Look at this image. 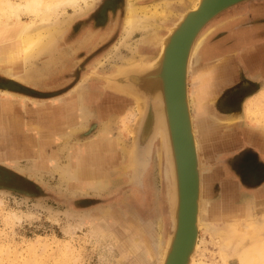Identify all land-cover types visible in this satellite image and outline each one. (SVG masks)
<instances>
[{"label":"rangeland","instance_id":"1","mask_svg":"<svg viewBox=\"0 0 264 264\" xmlns=\"http://www.w3.org/2000/svg\"><path fill=\"white\" fill-rule=\"evenodd\" d=\"M103 1L95 0L81 14L70 9L59 14L65 23L56 43L29 61L19 60L13 76L5 75L4 65L0 66V83L11 80L24 90H9L7 96L0 89V99L13 102L19 125L17 135L6 134L0 142V157L7 150L16 154L13 160L0 158V170L14 171L15 177L7 171L0 174L32 195L0 190V264H158L160 247L171 233L168 213L174 203V183L170 151L164 145L165 131L160 128L162 120L156 112L160 101L146 98L149 111L155 114L154 132L144 144L136 139L135 148L129 150L134 156L130 164L128 148L137 118L135 103L104 89L103 76L130 61L153 60L160 46L154 45L152 36H165L178 14L194 8L197 0H130L135 9L155 5L164 11L155 16H148V12L144 28L135 29L129 36H124L122 29L127 0H119L116 12L107 13L108 21L102 23L94 18ZM256 22L263 25L264 16ZM209 24L199 34V46ZM84 34L91 38L85 44L81 42ZM194 61L195 56L188 86L194 120L202 121L197 133L203 167L201 217L214 228L199 231L194 258L199 254V264H240L242 256L244 264H264V248L260 250L264 247L260 244L264 240V180L255 185L241 180L237 173L242 162L232 158L248 147L264 165V86L244 101L242 113L228 117L222 111L212 113L207 109L209 104L203 103L207 76L194 73ZM92 70L97 75H91ZM83 74L88 77L79 83ZM52 110L71 114L74 119L86 113L84 127L77 128L72 136L66 135L70 130L67 124H57L48 132L45 125ZM103 122L111 141L110 148L103 151L107 163L98 170L96 183L79 180L76 170L80 168L81 151L78 154L77 149L96 137ZM251 133H255V141L249 138ZM17 146L26 155H20ZM246 157V163L255 161L251 154ZM247 221L255 222L256 236L245 235L244 230L235 233L233 225ZM221 230L226 235L218 239L214 231ZM227 238L229 244L222 245Z\"/></svg>","mask_w":264,"mask_h":264},{"label":"bare ground","instance_id":"2","mask_svg":"<svg viewBox=\"0 0 264 264\" xmlns=\"http://www.w3.org/2000/svg\"><path fill=\"white\" fill-rule=\"evenodd\" d=\"M129 1L130 0H127V2H126L127 3L126 4V10H125L126 12H125V16L123 19V26H122L123 28L122 29H123L124 36H129L135 29L144 28L142 24H143L144 18L148 14V12L150 13V15H148V16H151V15L155 16V15H158L159 13L161 14L164 11L163 8H161V9L156 8L155 5L140 6V7H138V9H135L133 6H131V4H129ZM94 2H95V0H20V1L0 0V66L4 65V68L6 69L5 71L2 70L4 72V74L7 76H10V77L13 76L12 71H14L13 69L17 66V62L19 60L29 61V59H31L32 57H36V55H39L44 50H48L51 46H53V44L56 43V41L58 40V36L62 30V27L65 23V21L63 19L58 18L59 14L66 13L68 9L74 11V13L80 11V14H81L86 9L90 8V6H92L94 4ZM195 6H194V8H195ZM149 7H151V8H149ZM194 8H192L191 11H194L193 10ZM101 12H102V10H101ZM185 12H186V10L185 11L183 10L182 12H180L178 14V19L181 18ZM23 18H26V19L23 20ZM172 24H174V23H172ZM86 31L88 32L89 30H86ZM199 34L201 35V31L192 40V42L189 46V49H188V55H187L188 58H187V66H186L187 80H188L190 66H191L193 58L195 56L196 49L199 47V43L201 40V36ZM251 35H253V34H250L249 39L251 38ZM161 38L162 37L159 38L156 35L152 36V42L154 43V45L158 44L159 46H161ZM88 39H91L89 34H84L82 39H81V42H83L85 44L88 42ZM138 50H139V48H138ZM158 54H159V52H158ZM158 54L153 60H155L158 57ZM153 60H151L149 63H151ZM260 64L262 67H264L263 60L260 61ZM145 65H147V63H143L142 61H130L126 64V66H124V69L123 68H116L115 70L112 71V73H109V74L105 73L106 75L103 76L104 77L103 79H104L105 87L112 90V92L114 91V93H116V94H120L123 91L125 93L131 92L132 93L131 95L134 97H140L143 95L145 98H149L150 100L160 101L159 102L160 105L158 108H156V112L160 113V116H161L162 126L160 125V128H162V131H165V139H166L165 142H166V144H164V145H165V148L168 145V148L170 151V153L168 152V156L170 157L171 169H172V173H173L172 177H173V183L174 184H172V197H173L174 203H172V206L169 209V213H168L169 221H170V223H172V228H173L174 223H175V208L177 206V193H176V179H175V173H174L173 156H172L170 139H169V135H168L167 117H166L164 105L161 102L162 97H161V91H160V80H159V77L157 75V69L158 68H156V67L146 68ZM89 73L91 75L96 74V72L94 70H92ZM88 74H83L79 83H83L87 79ZM9 83L11 85H15V83L11 80H9ZM187 83H188V81H187ZM1 93L5 94L7 96L8 95L10 96L9 90L5 89ZM187 105H188V109H189L188 110L189 111L188 119H189V126H190V134L192 137L193 148H194V152H195L196 169H198V173H197L198 174V184H197L198 190H197V197H196V202H195L196 206H195V213H194V226H195V230L197 231V233H199V231H201V233H202V232L207 231V230L211 231L214 228L211 224L204 222L202 220V217H201V212L204 210V206H203V204H201V202L199 200V196L201 198V191L203 189V183H202V176H201V174H199V172L201 173V168H200L201 163L198 160V158H199L198 145L199 144H198L197 133L201 129V122L202 121L201 120H197V121L194 120L193 109H192L193 96L189 92V89L187 90ZM11 107H12L11 104L7 100H4V102L0 103V109L11 111ZM30 107H32V106H30ZM56 109H58V108H56ZM50 113H51L50 114V121L47 123V125H45V126H47V129H49V131H51L52 128H55L57 126V124H67V125H70L69 126L70 130L68 129V132L66 135L72 136V135H74V133H75L74 131L77 128L79 130H81V128L84 127L83 119H84L86 113H84L83 116L81 115L80 118L78 116H76L75 119L73 118V116L71 114H65V113L59 112L57 110H52V111H50ZM134 113H136V112H134ZM154 115H155L154 112H152V110H150L142 120V125L139 128V133L137 135V141L139 140V142L141 144H144L147 141V139L152 136V134L154 132L153 124L155 123V120H156ZM134 118H135V115H134ZM57 119H59V120L57 121ZM76 119L78 120V122H74V120H76ZM163 119H164V122H163ZM11 123L14 126L15 121L10 120V124ZM8 124H9V122H8ZM164 125H165L166 129L163 128ZM104 127H105V124L103 122L102 127L98 130V134L96 135V137L94 139H90L88 141H85L83 144L80 145V147H81V154H80V158H79L80 159L79 160L80 161V168H77V170H76L77 171L76 175L79 178V180H84V179H86V181H89V180L93 181L94 180V183H96L98 178H99L98 177V174H99L98 170L101 169L107 163V161H106L107 158L105 156V153H103V151L110 148L111 141L109 140V137L107 138ZM10 130H11V128H10ZM254 134L255 133H251L249 135V138L254 140V138L256 137ZM59 137H61V136H59ZM162 138H163V136H162ZM79 151L80 150L78 147V149H77L78 154H79ZM19 154L20 155H22V154L26 155V153L22 152V151H20ZM29 154L30 153H28V155ZM129 154H131L130 151H128V155ZM155 154H157V152H155ZM15 157H16V154H14L13 151L7 150L4 153L2 152V157H0V158H2L4 160H13ZM132 157H134V156L132 155ZM199 164H200V166H199ZM66 177H67V175H66ZM213 212L216 213V209ZM217 213H219V212H217ZM210 215L213 216V213ZM216 215L218 216V214H216ZM223 216H226V214ZM256 221H257V219H255V222ZM255 222L247 221V222H242L241 224H239L237 226H235L236 224L233 225V227L236 228L235 233L238 231L241 232V230H244L243 232H245V235L246 234L247 235L248 234H250V235L251 234H254V235L257 234L255 232V228H254ZM256 223L258 226H260L258 222H256ZM260 230H261V228H260ZM228 232H229V230H228ZM259 232L260 231L258 229V233ZM235 233H234V236H235ZM212 234H213V232H212ZM214 234L216 235V237H218V239H223V238H225V235H226L223 230L216 231V232L214 231ZM209 235H211V234H209ZM250 235H249V237H250ZM254 235H251V236H254ZM262 235H263V233H262ZM211 236H210V238H211ZM197 238H198V235H197ZM258 238H260V237L258 236ZM170 239H171V233L166 235V238H165L162 246L160 247L161 254L159 257V262H158L159 264H161V261H162L161 257H162L163 251L167 247V245L169 244ZM246 239H249V238H246ZM262 239H264L263 236H262ZM235 240H232V241H235ZM256 240L260 241V239H256ZM228 241H229L228 238L222 240L221 241L222 245L227 244ZM256 242L258 244V241H256ZM261 242L262 243H260V242L259 243L261 245L263 244V246H264V243H263L264 240L263 241L261 240ZM252 244L253 243H251L250 245L252 246ZM222 245H220V247ZM231 245H233V244H231ZM261 245H259V246H261ZM197 247H198V240H197L196 250H197ZM229 247H231V246H229ZM262 248H264V247H261L260 250ZM219 249H221V248H219ZM252 251L254 252V249ZM257 251H259V250H257ZM190 252L187 256V260L190 257L189 256ZM240 254H241V252L239 251L238 255L240 256ZM251 255H252V253H251ZM260 255H262V254H260ZM225 256H226V254L223 253V257L222 256L221 257L225 258ZM219 257H220V254H219ZM240 257L242 258L239 260L240 264H244V261H243L244 257H242V256H240ZM250 258H251V256H250ZM260 260L262 262V258H260ZM199 262H201V261H199V254H198L197 258H196V256L194 258V255H193V257L192 258L190 257V259L187 262H185V264L186 263H188V264H199ZM223 263H224V261H223Z\"/></svg>","mask_w":264,"mask_h":264},{"label":"water","instance_id":"3","mask_svg":"<svg viewBox=\"0 0 264 264\" xmlns=\"http://www.w3.org/2000/svg\"><path fill=\"white\" fill-rule=\"evenodd\" d=\"M248 1L251 0H197L194 11H191L192 9L186 10L183 16L172 24L166 35L161 38L158 57L145 65L146 68H158L157 75L160 80L161 102L164 105L167 117L176 179L177 206L175 208V223L171 229L169 244L163 251L161 264H185L190 257H193L198 240V233L194 226L198 169H196L187 105L188 80L186 66L188 49L196 35L217 15L235 5ZM120 68L124 69V67ZM103 88L112 92V90L105 87V84ZM0 89L24 92L20 86L11 85L8 80L0 83ZM131 94V92L125 93L124 91L119 94L131 99L135 103L137 111L128 151L135 148L136 144L134 145V143H136L139 126L144 116L149 112L150 105L143 95L134 97ZM148 146L149 142L146 144V147ZM128 156L129 162L132 164L133 157L131 154ZM200 168L202 171L203 167L200 166ZM5 171L7 170L4 169ZM199 174L201 173L199 172ZM11 175L13 178L15 177L13 173ZM0 190L32 197L28 191L1 178ZM189 252L190 257L187 260Z\"/></svg>","mask_w":264,"mask_h":264},{"label":"crops","instance_id":"4","mask_svg":"<svg viewBox=\"0 0 264 264\" xmlns=\"http://www.w3.org/2000/svg\"><path fill=\"white\" fill-rule=\"evenodd\" d=\"M248 2L235 5L211 20L203 32L205 39L195 55L194 73L207 76L203 103L205 106L209 104V111L216 112L217 102L223 101L231 91L239 96L236 97L237 100L234 99L238 102L237 107L222 110L227 117L242 113L244 101L254 97L264 86V67L260 64L263 57L264 65V24L260 26L256 22L260 15L264 16V1ZM250 34L253 35L249 39ZM4 100L11 103L12 110L0 109L1 143L4 142L6 134L14 137L19 133L16 121L18 114L14 110L13 102L4 98L0 99V103ZM10 120L15 121L14 126L10 124ZM46 130L49 132V129ZM15 149L20 151L21 148L17 146ZM0 171L5 173L4 170Z\"/></svg>","mask_w":264,"mask_h":264},{"label":"flooded vegetation","instance_id":"5","mask_svg":"<svg viewBox=\"0 0 264 264\" xmlns=\"http://www.w3.org/2000/svg\"><path fill=\"white\" fill-rule=\"evenodd\" d=\"M104 3L98 8V12L96 17L94 18L95 21L100 22L102 21H108V15L112 12H116L117 7L119 6V0H105L103 1ZM103 6L105 7L103 9V14L101 15V10L103 8ZM108 13V15H107ZM261 59L263 60V57H261ZM6 81V80H5ZM234 91H231L230 93H228L227 96H225L223 101L217 102L216 104V111L221 112L222 110H231L235 107L238 106V102H236L238 97L234 94ZM237 97V98H236ZM236 99V100H234ZM229 108V109H228ZM223 112V111H222ZM252 152V153H251ZM254 150H252L251 148L245 147L242 148L240 150L239 153H237L236 155H233L235 157L234 160L242 162V168L240 170V172L237 173L238 177L244 181H247L250 185H255L256 183H260L264 180V165L261 164L259 161H257L255 155H254ZM248 154H251L255 157V161H247L246 163V156H248ZM0 178L5 180V177L2 176L0 174Z\"/></svg>","mask_w":264,"mask_h":264}]
</instances>
